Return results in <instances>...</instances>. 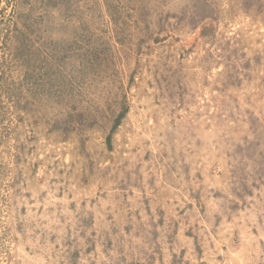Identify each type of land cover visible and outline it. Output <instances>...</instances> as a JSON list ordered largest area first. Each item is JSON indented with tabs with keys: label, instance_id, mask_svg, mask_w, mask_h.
Segmentation results:
<instances>
[{
	"label": "rangeland",
	"instance_id": "1",
	"mask_svg": "<svg viewBox=\"0 0 264 264\" xmlns=\"http://www.w3.org/2000/svg\"><path fill=\"white\" fill-rule=\"evenodd\" d=\"M0 264H264V0H0Z\"/></svg>",
	"mask_w": 264,
	"mask_h": 264
}]
</instances>
